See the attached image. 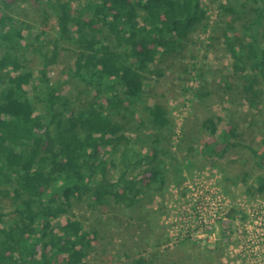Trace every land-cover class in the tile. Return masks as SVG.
I'll use <instances>...</instances> for the list:
<instances>
[{"label": "trees", "instance_id": "obj_1", "mask_svg": "<svg viewBox=\"0 0 264 264\" xmlns=\"http://www.w3.org/2000/svg\"><path fill=\"white\" fill-rule=\"evenodd\" d=\"M32 2L52 14L58 28L49 50H35L41 59L36 77L16 51L26 25L4 16L8 5L0 3L6 46L0 47V196L13 205L10 213L0 211V264H86L93 240L72 207L89 200L94 207L134 208L143 187L166 182L173 155L165 146L173 133L169 113L155 104L144 118L132 106L142 99L154 65L183 48L208 10L204 0ZM219 8L227 18L224 46L241 72L242 91L251 106L262 103L264 116V0H227ZM67 41L76 48L69 77L95 97L77 111L61 94L63 83L50 77ZM224 87L231 89L228 82ZM221 124L216 117L203 122L215 139L201 150L207 160L222 156L220 146L223 152L243 146L233 140L237 128ZM261 143L252 154L264 170V135ZM107 155L113 170H120L117 177L107 170ZM147 165L148 176L132 175ZM257 184L262 192L264 175Z\"/></svg>", "mask_w": 264, "mask_h": 264}, {"label": "rangeland", "instance_id": "obj_2", "mask_svg": "<svg viewBox=\"0 0 264 264\" xmlns=\"http://www.w3.org/2000/svg\"><path fill=\"white\" fill-rule=\"evenodd\" d=\"M226 1L204 0L208 19L179 52L154 65L146 77L142 99L132 106L137 116L144 118L147 108L155 104L169 113L173 133L167 135L165 146L173 155L166 182L143 187L134 208L94 207L89 200L72 207L70 213L93 240L86 264H135L138 259L147 264H264V218L259 219L264 213V190L259 191L257 184L264 170L252 154V150L261 149L263 105L251 106L242 91L241 72L234 69L225 49L222 26L227 18L219 7ZM0 3L8 5L4 16L14 18L20 27L21 22L26 25L21 48L16 51L36 77L41 59L35 50H49L50 41L58 34L56 18L45 15L43 7L32 0ZM62 46L50 77L53 83H63L61 94L77 111L95 97L79 80L69 77L75 44L67 41ZM0 47L6 49L1 41ZM225 82L231 89L224 87ZM29 89L33 99L37 91L33 86ZM211 117L220 118L223 126L236 127L233 140L243 146L224 152L220 146L217 152L221 157L205 159L201 150L215 140L203 128V122ZM105 160L108 172L117 177L120 170H113L111 157L107 155ZM149 168L140 167L132 175L148 176ZM12 210L10 200L0 196V211Z\"/></svg>", "mask_w": 264, "mask_h": 264}, {"label": "built area", "instance_id": "obj_3", "mask_svg": "<svg viewBox=\"0 0 264 264\" xmlns=\"http://www.w3.org/2000/svg\"><path fill=\"white\" fill-rule=\"evenodd\" d=\"M262 215L259 217V219L262 221V219L264 218V213H261ZM259 215V213L257 214ZM262 223H259V226H261ZM259 232V231H258ZM260 233V232H259ZM262 236H264V233H261Z\"/></svg>", "mask_w": 264, "mask_h": 264}]
</instances>
